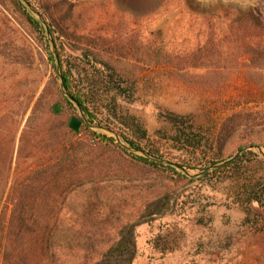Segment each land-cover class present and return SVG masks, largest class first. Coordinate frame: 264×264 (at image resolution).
Wrapping results in <instances>:
<instances>
[{"label":"trees","instance_id":"obj_1","mask_svg":"<svg viewBox=\"0 0 264 264\" xmlns=\"http://www.w3.org/2000/svg\"><path fill=\"white\" fill-rule=\"evenodd\" d=\"M24 1L47 26L58 71L47 33ZM24 1L0 0V7L34 44L47 80L38 94L35 89L26 99L19 137L0 134L1 264H132L136 229L165 216L177 218L184 203L179 204L178 195L164 193L148 203L137 221L118 228L112 240L108 232L125 202L102 187L111 181L133 188L150 182L197 184L206 192L212 190L218 205L240 211L251 229L264 231V220L256 212L264 213V159L258 155H264V142L249 141L252 129L264 126V108L232 113L211 133L193 115L157 106L159 127L149 137L139 117L100 99L106 93L113 101L135 103L146 70H162L167 79L189 87L215 89L226 81V70L244 56L247 80L259 86L264 82V27L246 15L220 11L227 24L218 27L217 13L205 15L197 21L196 40L174 48L159 30L146 35L128 30L121 15L117 23L110 18L91 27L69 7L62 8L68 6L66 0ZM131 18V24H137L141 16ZM72 102L88 124L113 132L108 125L119 127L122 133H116L124 148L109 133L90 129ZM89 137L97 141L91 143ZM256 146L259 151L249 149ZM229 150L235 152L227 157ZM173 152H186L191 161L177 163ZM153 160L172 162L190 175L208 171L191 179ZM78 189H86L84 198L69 203ZM192 215L199 225L212 219L199 207L186 220ZM166 233L151 241L161 255L175 248Z\"/></svg>","mask_w":264,"mask_h":264},{"label":"rangeland","instance_id":"obj_2","mask_svg":"<svg viewBox=\"0 0 264 264\" xmlns=\"http://www.w3.org/2000/svg\"><path fill=\"white\" fill-rule=\"evenodd\" d=\"M50 1L54 4L61 0ZM66 1L68 6L62 8L69 7L74 17L81 15L91 27L104 24L110 18L117 23L121 15L124 23L129 24L128 30H140L143 35L159 30L164 34L165 42L174 48L195 41L200 29L197 21L220 11L246 15L255 24L264 27V0ZM132 15L141 16L137 24H131ZM218 16V27L227 24L222 14ZM225 74L226 81L222 86L207 89L189 87L167 79V72L162 70H146L140 76L143 82L138 88L135 103L129 104L120 99L113 101L112 96L106 93H101L100 99L104 105L113 104L119 110L139 117L149 137L159 127L157 106L191 114L203 130L215 133L232 113H257L264 108V82L258 86L247 80L248 57L238 58ZM46 80L47 74L34 44L0 7V134L19 137L25 120L26 99L35 89L38 94ZM108 126L115 133H122L119 127ZM89 139L97 141L94 137ZM249 141L256 145L263 143L264 126L253 128ZM233 152L229 150L227 157ZM171 155L177 163L191 161L186 152H173ZM146 185L148 187L133 188L129 184L113 181L102 184L109 195L120 197L125 202L122 214L118 220L113 219V228L108 232L112 240L117 238L118 228L137 221L148 203L164 193L170 197L178 195L179 204L184 203L178 207L177 218L165 216L136 229V256L132 264H264V231L259 227L251 229L244 224L243 215L237 209L218 205V198H213L212 190L206 192L197 184L187 182L170 183L168 186L165 182H150ZM85 190L75 191L68 202L73 204L84 198ZM197 207L212 214L210 222L205 218L199 225L193 215L190 216L191 221L186 220ZM166 231L174 240L175 248L173 253L161 255L153 250L151 241ZM103 250L105 248L99 249L100 252Z\"/></svg>","mask_w":264,"mask_h":264},{"label":"water","instance_id":"obj_3","mask_svg":"<svg viewBox=\"0 0 264 264\" xmlns=\"http://www.w3.org/2000/svg\"><path fill=\"white\" fill-rule=\"evenodd\" d=\"M21 1H24V0H21ZM23 3H24L27 7H29V5H28L25 1H24ZM29 9H30V11H31L36 17H38L39 22H40L41 25L44 27V29H45V31H46V33H47L48 41H49V43H50V45H51L52 53H53V55H54L55 62H56V67H57V71H58V59H57V55H56V52H55V47H54V45H53V41H52L50 35H49L48 32H47V26H46V24L44 23L43 19L39 16V14H38V12H37L36 10H34V9L31 8V7H29ZM59 77H60V76H59ZM61 89L63 90L62 81H61ZM64 95H65L66 98L69 99V95H67V94H64ZM72 103L74 104L75 108L77 109V112H78L79 117H80V118H81V119H82V120L88 125V127H89L90 129H99V130H103V131H105V132L110 133V134L113 135V137L117 140V142L121 145V147L124 148V144L121 142V140L119 139L118 135H117L115 132H113V131H111V130H109L108 128L103 127V126L94 125V124H88V122H87L86 118L84 117V115L82 114V112H81L79 106H78L77 104H75L74 102H72ZM249 149H257V150L259 151V147H258V146H256V147H249ZM244 150H245V149H244ZM239 154H240L239 152L236 153L234 156H232L230 159H228L227 161L223 162L222 164H218V165H216V166H214V167H211L210 170H213V169H215V168H217V167H219V166H221V165H223V164H226V163L229 162L230 160L236 158ZM258 155H259L262 159H264V155H263L262 153L258 152ZM153 161H157V162H159V163H163V164H167V165L173 166V167L177 168L180 172L184 173L186 176H188V177L191 178V179L198 178L201 174H203V173H205L206 171H208V170H205V171H203V172L200 173V174L190 175V174H188L186 171H183L181 168H179V166H176V165H175L174 163H172V162L161 161V160H153ZM256 212H257V214H259L262 218H264V213H262V212H260V211H258V210H256Z\"/></svg>","mask_w":264,"mask_h":264},{"label":"built area","instance_id":"obj_4","mask_svg":"<svg viewBox=\"0 0 264 264\" xmlns=\"http://www.w3.org/2000/svg\"><path fill=\"white\" fill-rule=\"evenodd\" d=\"M91 143H93V140H91Z\"/></svg>","mask_w":264,"mask_h":264}]
</instances>
